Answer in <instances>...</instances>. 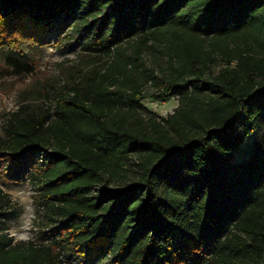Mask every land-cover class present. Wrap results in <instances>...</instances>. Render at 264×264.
<instances>
[{
    "label": "trees",
    "instance_id": "16d2710c",
    "mask_svg": "<svg viewBox=\"0 0 264 264\" xmlns=\"http://www.w3.org/2000/svg\"><path fill=\"white\" fill-rule=\"evenodd\" d=\"M69 27L99 66L54 114H8L0 137V174L34 180L58 242L14 243L0 227V264H59L64 242L81 264H264V0H0L14 67L20 43ZM150 51L166 58L160 97L179 101L161 122L139 112L134 75L158 79L141 70ZM133 155L135 176L109 190ZM8 209L0 188V226Z\"/></svg>",
    "mask_w": 264,
    "mask_h": 264
},
{
    "label": "rangeland",
    "instance_id": "374dc122",
    "mask_svg": "<svg viewBox=\"0 0 264 264\" xmlns=\"http://www.w3.org/2000/svg\"><path fill=\"white\" fill-rule=\"evenodd\" d=\"M89 40L88 36H80L69 27L62 32L52 33L47 41L33 47L29 42L23 41L18 45L17 51L13 52L20 64L17 67L7 60V54H10L7 47H13L16 43L2 45L0 48V137L8 114L19 110L22 106H29L37 112L42 113L47 110L54 114L57 97L68 93L69 86L80 81V74L99 66V61L84 57L85 54L89 55ZM165 61L166 58L162 54L147 52L143 55L141 70L152 73L158 79L145 83L140 82V77L134 75V79L140 84L141 94L146 96L140 102L144 109L139 111L145 120L154 116L161 122V119L173 115L179 107L177 96L168 99L160 97L161 92L157 84L164 72L162 69L166 67ZM224 65L225 63L218 58L203 72L209 77L216 76ZM249 146L250 144H244L242 149L235 153L233 160L243 158ZM139 161V157L135 155L128 158L125 166L122 167V172L119 173V178L109 185L108 189L121 190L135 176ZM3 168L8 167L4 165ZM2 172L0 169V173ZM0 176V188L7 196L8 212H10L4 216L5 219H2L0 227L3 231L13 239L14 243L56 244L58 233L55 228L48 230L45 225L47 221L41 209L42 198L34 180L25 175L17 177L21 179L16 180L3 178L2 174ZM57 252L60 257L59 264H81L78 254L66 242L59 244Z\"/></svg>",
    "mask_w": 264,
    "mask_h": 264
}]
</instances>
